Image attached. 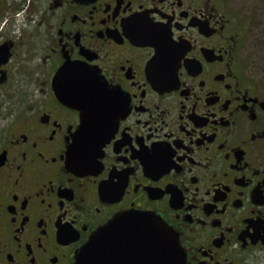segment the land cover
Wrapping results in <instances>:
<instances>
[{
    "label": "flooded vegetation",
    "instance_id": "flooded-vegetation-1",
    "mask_svg": "<svg viewBox=\"0 0 264 264\" xmlns=\"http://www.w3.org/2000/svg\"><path fill=\"white\" fill-rule=\"evenodd\" d=\"M238 2L0 0V264H73L127 209L187 264L264 253V0Z\"/></svg>",
    "mask_w": 264,
    "mask_h": 264
},
{
    "label": "water",
    "instance_id": "water-1",
    "mask_svg": "<svg viewBox=\"0 0 264 264\" xmlns=\"http://www.w3.org/2000/svg\"><path fill=\"white\" fill-rule=\"evenodd\" d=\"M125 248L133 249L129 254L138 257V264H187L176 231L157 215L134 209L97 227L76 250L73 264H102L105 256L126 254Z\"/></svg>",
    "mask_w": 264,
    "mask_h": 264
},
{
    "label": "rangeland",
    "instance_id": "rangeland-1",
    "mask_svg": "<svg viewBox=\"0 0 264 264\" xmlns=\"http://www.w3.org/2000/svg\"><path fill=\"white\" fill-rule=\"evenodd\" d=\"M237 1V0H236ZM241 5H247L252 0H238ZM248 2V3H247ZM247 3V4H245ZM253 5H256V1L253 3ZM256 52V58L254 59L252 65L258 72L264 73V46L258 47ZM242 264H264V253H262L259 256H255L253 260L247 259Z\"/></svg>",
    "mask_w": 264,
    "mask_h": 264
}]
</instances>
